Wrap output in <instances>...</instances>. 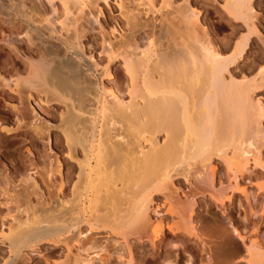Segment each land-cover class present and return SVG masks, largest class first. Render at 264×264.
Wrapping results in <instances>:
<instances>
[{"label": "bare ground", "instance_id": "bare-ground-1", "mask_svg": "<svg viewBox=\"0 0 264 264\" xmlns=\"http://www.w3.org/2000/svg\"><path fill=\"white\" fill-rule=\"evenodd\" d=\"M56 1L49 0L51 9L47 11L40 0H0V42L11 40V34L2 31L3 24H8L11 29L21 28L25 40L35 48L30 47L27 54L17 51L22 53L23 62L12 61L9 69L0 71V87L17 96L21 104L26 100L33 116L29 114V119L21 104L5 101L12 105L15 121L0 124V131L14 136L30 129L36 135L34 141L45 137L49 146L54 127L62 136L66 160L63 163L57 153L53 156L54 171L60 179L57 186H52L53 200L35 205L28 196L24 205L16 207L20 215L11 216L9 227L1 226L8 228V232L4 228L0 231V238L8 240L12 254L5 264H17L18 259L28 256H23V251H31L41 242L92 249L87 238L81 242L84 227L90 232L104 229L122 235L130 258L126 264L136 261L131 236L148 239L155 248L158 241L163 242L166 230L192 234L203 244L201 251L209 260L217 254L214 245L228 243V238H223L227 232L238 233L247 247L243 258L246 263L264 264L260 226H254L248 238L249 226L230 223L231 229L219 233V238L206 240L196 227L194 210L181 215L170 193L166 194L175 174L197 165L202 183L222 209L228 211L240 195L251 214L256 212L251 192L255 188L264 193V179L258 175L252 178L253 167L264 170V65L249 71H240L238 65L252 36L260 37L252 20L256 15L252 0H225V13L248 28L247 35L228 45L203 28L202 10L188 0L180 8V22L175 20L176 25L166 29L165 47L156 48L150 41L144 49V39L139 40L141 43L133 40L135 47L123 57L125 83L121 90L115 85L110 66L91 59L94 69L108 80L98 86L86 78L72 53L69 55L70 50H82L80 35L70 21L74 12L92 0ZM173 2L145 0L138 8L148 15L158 7L159 12L171 7ZM119 7L127 24L134 21L133 9L125 6L124 0H119ZM93 18L98 22L96 16ZM45 34L61 38L66 50L62 57L54 52ZM56 58L59 65L54 62ZM35 99L44 106L51 102L63 106L58 125L51 126L42 117L32 103ZM27 155L29 159L34 156L32 149ZM223 165L229 174L228 184L219 177ZM34 186L38 188L36 182ZM160 194L165 196L170 220L153 208Z\"/></svg>", "mask_w": 264, "mask_h": 264}, {"label": "rangeland", "instance_id": "rangeland-1", "mask_svg": "<svg viewBox=\"0 0 264 264\" xmlns=\"http://www.w3.org/2000/svg\"><path fill=\"white\" fill-rule=\"evenodd\" d=\"M40 1L44 9L47 11L51 9L49 0ZM140 1L145 0H124L125 6L133 9L132 11L136 13L132 12L135 17L134 21L132 20L129 24H127L128 22L121 14L119 0H92L93 3L89 2L88 6L82 7L78 12H74L70 25L72 24L73 26L71 27L79 33L78 36L80 35L79 42H81L80 48L82 50H79L81 53L70 50L69 55H73L72 57L78 63L80 62L81 68L86 72V78L93 83H97L98 86L106 84L108 80L103 77L99 69H94L92 60H98L105 67L110 66L115 77V85L118 89L120 88L119 90L124 89L125 71L123 57L126 52L131 51L133 46L135 47V41L141 43L143 39L144 41L141 44L144 49L150 41L156 44V48L165 47L163 45L168 42L166 29L167 27L170 28L176 21L180 22V13L183 12L180 8L184 7L188 0H174L171 7L164 8L160 12L158 9L160 7H158L154 13H149L148 15L139 11L142 8H138ZM56 2L59 3L60 0ZM188 2L202 10L201 20L203 28L209 30L212 36L216 34L223 45L234 42L244 34L247 35L248 28H245V24L242 21L230 19L225 13L223 7L225 0H189ZM252 2L254 12H256L252 20L260 30V37L252 36L247 47V53L238 63L240 71H249L258 64L264 65V0H252ZM37 4L40 5V2ZM95 16L98 18V22H94L93 17ZM10 29L8 24H3L2 31L11 34V40L8 43L0 42V71L9 69L12 61L22 63L21 54H27L32 48L28 41L25 40L26 36L21 32V28ZM74 29L71 30L74 31ZM12 30L13 32H11ZM47 36L45 34V39L51 43L54 52L59 57H62L66 50H63L64 45L61 43V38L57 35L53 36V38L52 36ZM4 37L6 36L4 35ZM1 39H3V36L0 33ZM57 43H60L59 46H57ZM32 49L35 51V48ZM17 51L22 53L19 54ZM37 54L35 52L34 56H37ZM38 58L39 56L36 57V59ZM56 59H54V62L59 65V59ZM54 62L52 61V65ZM262 95L264 96V94ZM17 98V96L10 95L6 89L0 87V124H14V109L8 103L21 104V101ZM35 100L36 102L32 103L36 105L42 117L46 118V120L48 119L51 126L58 125L59 115L63 106L55 102L44 106L39 103L38 99ZM5 101L8 103H5ZM19 106H21L24 113H28L26 114L28 118L32 115L29 103L26 100H23ZM29 130L25 129L27 132L14 136H6L0 131V231L3 228L7 231L12 215H20L16 207L19 204L20 206L24 205L26 198L30 197L29 199L35 205L48 203L53 200L55 193L53 187L54 185L57 186L60 180L58 174L54 171L53 156L57 153L62 162H66L65 154H63V140L62 136L59 135V131L58 133L54 127L50 130L51 143L48 146L45 137H43L42 141L37 139L34 141L33 136L36 135H34V131ZM27 148L32 149L34 153L31 159L28 158ZM49 148H52V151ZM262 152L264 153V148ZM52 163L53 165L51 166ZM225 168V165L221 166L219 177L228 184L229 174ZM197 169L199 167L195 165L192 169H187L186 172L180 171L175 174L170 191L166 194L170 193L172 201L178 207V212L181 215H186L190 209L194 210L196 227L204 239L209 240L210 238H215V236L219 238L221 236L219 233L221 234L224 230L231 229L230 223L249 226L247 230L248 238L252 237L251 233L253 230L251 229L254 226H260L262 233H264L263 192H256L255 188L251 192L252 204L256 211L254 215L253 213L251 214L248 203L241 199L240 195L237 196V203L227 211L222 209L211 198L209 189L202 183L203 176H200V171ZM67 171V168H65V175H67ZM263 171L262 168L253 167L252 178L258 175L264 179ZM49 172L50 174L48 175ZM247 180L249 183V179ZM35 182L38 188L34 186ZM218 188H220L219 185ZM164 197L163 194L158 195L153 208L157 207L162 212L163 217H167V220H170V216L165 212ZM193 198L196 200L195 203ZM3 222H5V225ZM85 230L87 236L84 234L85 237H82L81 242L83 244V242L89 240L93 246L92 249L76 250L74 248L70 249L63 242H41L33 250L23 251L22 255L24 256L27 253L28 256L18 259L17 264H54V262L60 264H117L120 262L121 264L123 263L122 261H124L123 264H126L129 262L128 246H126V241H124L122 235L114 234L104 229H96L90 232L87 231V227H84L83 231L85 232ZM223 238H228V243L224 246L214 245L217 254L209 260L201 251L203 244L192 234L185 231L173 234L166 230L163 242L158 241L155 248L152 247L148 239L138 240L137 237L131 236L129 241L136 256V261L131 264H247L243 259L247 254V247L243 241L235 233L230 232H227L226 237ZM5 239L0 238V264L7 263L6 260H10L12 257L8 250L9 242L7 239L5 241ZM212 241L220 242V240L214 239ZM123 257L127 259L125 260ZM121 258L123 259L122 261L120 260Z\"/></svg>", "mask_w": 264, "mask_h": 264}, {"label": "snow or ice", "instance_id": "snow-or-ice-1", "mask_svg": "<svg viewBox=\"0 0 264 264\" xmlns=\"http://www.w3.org/2000/svg\"><path fill=\"white\" fill-rule=\"evenodd\" d=\"M262 71H264V69H262ZM237 235H239V234L237 233Z\"/></svg>", "mask_w": 264, "mask_h": 264}]
</instances>
